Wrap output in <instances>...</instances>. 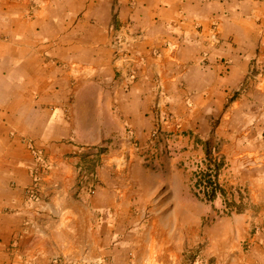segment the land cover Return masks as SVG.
I'll list each match as a JSON object with an SVG mask.
<instances>
[{"label":"crops","instance_id":"0c3cea01","mask_svg":"<svg viewBox=\"0 0 264 264\" xmlns=\"http://www.w3.org/2000/svg\"><path fill=\"white\" fill-rule=\"evenodd\" d=\"M122 38L136 41L135 77ZM160 87L194 135L181 141L209 139L219 120L238 181L264 205V0H0V264L177 263L143 227L159 215L146 213L138 162L100 169L96 195L76 196L87 148L147 138ZM30 143L50 165L40 177ZM252 220L257 231L222 235L232 245L201 264H264V208Z\"/></svg>","mask_w":264,"mask_h":264},{"label":"rangeland","instance_id":"374dc122","mask_svg":"<svg viewBox=\"0 0 264 264\" xmlns=\"http://www.w3.org/2000/svg\"><path fill=\"white\" fill-rule=\"evenodd\" d=\"M118 42L126 43L120 48L121 53L117 52L121 60L127 56L123 68L135 77L140 69L141 57L135 48L136 41L127 42L122 38ZM121 55L125 56L122 58ZM158 90V99H155L151 111L154 117L153 129L147 138L142 141L128 138L121 144L122 147L108 144L87 148L85 161L79 165L76 196L82 198L96 195L91 196L89 190L97 186L98 191L101 186L100 169L129 171L138 162L144 167V173L141 174L144 180L146 213L154 210L159 215L156 217L157 221H144V229L156 230L158 235L154 240L165 259L170 250H174L175 254H179L174 257L176 264H201L204 251H221L232 245L233 239L224 238L222 235L230 231H243L246 225L257 231L252 219L253 216L261 214L264 205L254 204L250 184L238 181L242 177L238 174L240 165L237 160L227 156L228 143L215 133L219 120L210 126L209 131L212 133L210 132L209 139H196L195 136L194 144L190 141L184 142L186 137L192 140L194 135H188L184 130L182 120L171 108L170 96L163 93L161 87ZM171 128L175 131L170 132ZM182 137L184 139L181 141ZM115 152L120 154V167L110 162ZM100 153L105 155L100 157ZM41 161L43 164L40 167H48L45 172L48 171L50 165L46 159L42 158ZM210 162L221 165L218 180L225 191L223 195L218 194L213 202L206 196L207 190L204 187H195L199 180L197 174ZM259 171V175H255L261 177L257 186L264 189V165L259 167ZM253 176L247 175L249 178ZM240 215L247 218L237 221ZM243 247H249V240L243 242Z\"/></svg>","mask_w":264,"mask_h":264},{"label":"trees","instance_id":"16d2710c","mask_svg":"<svg viewBox=\"0 0 264 264\" xmlns=\"http://www.w3.org/2000/svg\"><path fill=\"white\" fill-rule=\"evenodd\" d=\"M209 157V155H208ZM205 169H200V172L197 174L199 180L197 181L195 187L201 188L204 187L205 191L207 190L206 196L213 202L218 194H222L225 192L223 187L219 184V170L221 169V165H215L210 163L205 164Z\"/></svg>","mask_w":264,"mask_h":264},{"label":"built area","instance_id":"2783aa9c","mask_svg":"<svg viewBox=\"0 0 264 264\" xmlns=\"http://www.w3.org/2000/svg\"><path fill=\"white\" fill-rule=\"evenodd\" d=\"M124 45H126V43L124 42H118V43H115L114 44V47L116 49H118L117 52H119V54L121 53V47H123ZM126 55V54H125ZM125 55H121V57L123 58V56ZM124 61L127 62V56L124 57ZM156 137V134L154 135V138ZM29 147L31 148V150L33 151V154L35 155V157H37L38 160H40L42 157H41V153L39 150L36 149V147H34V145H32L30 143ZM105 154L103 153H100V157H103ZM48 167L44 168L43 166L42 167H39L38 170L34 173L36 175V173L38 174V177H40L41 175H43V173H45V170H47ZM37 177V181L35 183V185L29 190L28 192V197L30 200H33V201H36L38 198H39V190H40V187H39V178ZM98 185V183H97ZM97 192V186L95 187H92L90 188L89 190V194L92 196V195H95Z\"/></svg>","mask_w":264,"mask_h":264}]
</instances>
